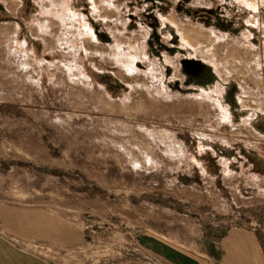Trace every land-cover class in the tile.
Listing matches in <instances>:
<instances>
[{
	"label": "rangeland",
	"instance_id": "374dc122",
	"mask_svg": "<svg viewBox=\"0 0 264 264\" xmlns=\"http://www.w3.org/2000/svg\"><path fill=\"white\" fill-rule=\"evenodd\" d=\"M257 1L0 0V206L71 228L28 247L161 264L264 216Z\"/></svg>",
	"mask_w": 264,
	"mask_h": 264
},
{
	"label": "crops",
	"instance_id": "0c3cea01",
	"mask_svg": "<svg viewBox=\"0 0 264 264\" xmlns=\"http://www.w3.org/2000/svg\"><path fill=\"white\" fill-rule=\"evenodd\" d=\"M165 27L164 21L162 28ZM18 209L13 206H0V222L8 230L6 234L0 233V264H55L51 259L39 256L34 249L29 248L28 242L42 240L69 244L68 242L71 241L66 235L71 233V228L63 227L61 232L59 223H56L53 218L48 220L45 212L37 208L28 206ZM217 239L218 244L215 245L217 240L213 241L210 254H200L201 256L179 251L177 248L169 256L166 245L165 248L162 246L159 252L160 263L264 264L263 215L259 214L250 222L228 227Z\"/></svg>",
	"mask_w": 264,
	"mask_h": 264
},
{
	"label": "bare ground",
	"instance_id": "6f19581e",
	"mask_svg": "<svg viewBox=\"0 0 264 264\" xmlns=\"http://www.w3.org/2000/svg\"><path fill=\"white\" fill-rule=\"evenodd\" d=\"M247 2H248V4L251 5L253 8H255V9L258 8V5H259L258 1L256 2V0H247ZM247 2H246V3H247ZM169 20H170V19H169ZM170 21L173 22L174 24H176L174 20H170ZM186 30H187V29H186ZM182 35H183L184 39L187 40L188 42L190 41V44H191V40L189 39V37L186 36L185 33H183Z\"/></svg>",
	"mask_w": 264,
	"mask_h": 264
},
{
	"label": "trees",
	"instance_id": "16d2710c",
	"mask_svg": "<svg viewBox=\"0 0 264 264\" xmlns=\"http://www.w3.org/2000/svg\"><path fill=\"white\" fill-rule=\"evenodd\" d=\"M188 72V71H187ZM186 72V73H187ZM189 73V74H188ZM187 74L189 75V76H191V77H193V72L191 73V72H188Z\"/></svg>",
	"mask_w": 264,
	"mask_h": 264
},
{
	"label": "built area",
	"instance_id": "2783aa9c",
	"mask_svg": "<svg viewBox=\"0 0 264 264\" xmlns=\"http://www.w3.org/2000/svg\"><path fill=\"white\" fill-rule=\"evenodd\" d=\"M29 248H31V247H29ZM32 249V248H31Z\"/></svg>",
	"mask_w": 264,
	"mask_h": 264
}]
</instances>
